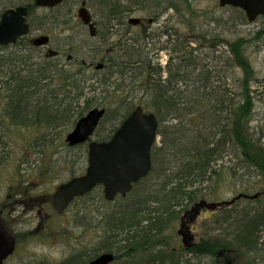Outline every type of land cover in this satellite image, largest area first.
<instances>
[{"label":"trees","instance_id":"1","mask_svg":"<svg viewBox=\"0 0 264 264\" xmlns=\"http://www.w3.org/2000/svg\"><path fill=\"white\" fill-rule=\"evenodd\" d=\"M21 1V5L29 8L27 18L31 31L36 28V31L43 30L42 34L49 35L46 33L49 23L35 27L37 8L34 1ZM190 1H109L108 12L102 16L108 25L102 28L93 19L94 35L88 30L91 38L99 40L88 49L94 52L89 65L83 60L71 68L63 67L47 53L37 62L33 57L25 56L30 51L39 50L28 38L21 39L15 46L3 48L17 49L19 56L14 55L12 63L8 64L0 60V97L3 99L0 125L6 128L8 136L24 129L32 136L36 135L30 145L42 156L48 147H69L64 140L67 131L94 108L106 109L98 131L107 135H103L105 137L98 140L100 142L109 140L138 106L147 113H154L159 122L161 144L152 150L149 176L134 185L127 197H118L114 202L105 200L100 187L84 197L97 198L105 207L114 204L111 211L100 213L101 219L97 221L102 231L98 247L90 252L80 251L53 264H86L103 253L115 255L112 264H193L188 255L213 257L221 264H227L219 253L226 254L228 259L234 258L233 254L252 256L254 264H264V208L249 211L245 208L237 210L233 205L224 207L219 216L213 217L218 225V239H203L189 250L177 248L171 242L174 235L171 229L175 223L181 222L184 213L196 203L216 199L224 181L238 186L244 181L245 174L241 172L246 169H257L258 177H264V148L260 139L253 137L250 128L255 98L249 89L252 68L245 61L244 48L252 41L237 37L227 42L226 55L216 57V53H212L213 65L225 64L221 73H216L209 64L204 65L202 60L200 64L194 55L203 48L200 42L205 37L200 38L193 30V16L197 13ZM61 7L50 11H58ZM132 7L145 11L154 22L166 17L169 11L173 12L161 32V36L170 38L166 45L158 48V52L167 50L172 55L165 68L154 62V56L158 55H150L157 45L155 37L159 39L161 36L152 34L148 27L144 36L132 35L126 30V15L132 13ZM235 10L240 13L242 23H247L245 13ZM175 17L179 24L187 26L186 34L174 26ZM261 20L264 24V18ZM122 26L125 31L120 30ZM263 36L264 28L257 33V38ZM190 39L198 45L197 49L190 47ZM211 42V50L217 52L220 46L217 42L220 41ZM70 56L68 61L80 55L73 51ZM86 67L93 68L98 77L84 80ZM236 67L245 75L238 80V86L233 83L229 87L226 79L231 80ZM90 80L96 81L88 85ZM100 88L111 98L107 105L88 97ZM4 137L0 128V147L3 148L0 163L6 158ZM261 137L264 138V134ZM76 148L86 150L83 165L79 167L84 171L87 146ZM54 156L52 152L50 166L45 172L40 170L38 178L49 177L54 171L61 172L58 160L53 161ZM226 162H230L227 167L224 166ZM75 165L70 167L72 177L75 176ZM252 188L264 197V185L255 182ZM28 189L25 188L22 194L25 195ZM242 194L251 195L249 192ZM54 215L58 216L55 212ZM0 226L11 227L5 220H0Z\"/></svg>","mask_w":264,"mask_h":264},{"label":"rangeland","instance_id":"2","mask_svg":"<svg viewBox=\"0 0 264 264\" xmlns=\"http://www.w3.org/2000/svg\"><path fill=\"white\" fill-rule=\"evenodd\" d=\"M10 1H12V3H9ZM82 1L84 0H70L66 5L55 12H51L49 9H37L35 12L37 17L35 27L44 22L49 23L46 29L47 32L45 31L51 37L49 48L54 52L60 53L53 61L60 63L63 67L66 66L67 68H71L72 65L83 60L87 61V65L92 63L94 52L88 49L91 45H96L99 41L98 39L90 37L88 29L85 28L82 20L77 16V11ZM85 1L87 2V8L95 22L99 23L102 28L103 25H108L106 23L107 21L103 20L102 17L108 12L106 8L107 3L109 1L114 2L118 0ZM190 2L197 13L193 16V30L200 38L203 36L205 37V40L201 38L202 41L200 45L203 48L199 50L200 54L194 55L200 64H202L203 61L204 65L209 64L210 67L214 68L216 73L217 71L221 73V70H225V64L224 62H220L213 65L212 53H216V57L226 55L228 50L227 42L237 37L248 38L252 41L244 48L245 61H247L252 68V74L249 75V89L252 92L251 96L255 98L254 119L250 123V128L253 137L256 140L260 139L259 142L264 148V138L261 137L264 134L262 132L264 131V36L257 38V33L264 28L263 21L260 18L252 23L249 21L247 23H242L240 13L230 7H220L219 0H191ZM21 4H23V2H20V0H0V13H2L5 8L15 7ZM131 11L132 13L126 15V23L130 18H143L145 20L150 18L145 11L140 9L132 7ZM172 15L173 12L169 11L166 16L167 18L163 17L155 21L150 28L151 33L155 36L156 34L161 36V32L166 25H168L165 20H170V16L172 17ZM174 20V26H177L180 32L186 34L187 26H185L184 23L179 24V22L176 21L178 20L177 17H175ZM127 26L128 28H126V30L131 32L132 35H145L143 32L147 26L146 23L140 28H134L130 25ZM116 28L119 31V27L116 26ZM122 29L120 28V30ZM123 31L125 30L123 29ZM42 33L43 30L36 31V28L33 29L32 34L29 36V40ZM88 37L91 40L88 39ZM168 38L170 37L163 35L158 39L156 36L154 43H157V45H155V49L151 51L150 54L152 56L158 55L154 56V62H159L164 68L166 64L170 62L172 55L167 50L158 52V48L160 45H166ZM218 40L220 42H217ZM211 41H216L220 44L217 52H213V49L211 50ZM147 42L151 44L150 40ZM189 42L191 48L194 47V49H197L198 45L192 42V39H190ZM171 45H174V42H172ZM149 46L151 47V45ZM18 51L19 50L12 48L8 50L0 48V60H4L5 64L9 62L12 63L15 57L14 55L19 56ZM73 51L79 52L80 56H73V58L68 61L69 57H71L70 55H73ZM45 54L46 49L39 48L38 51H30V53L25 54V56L33 57L39 62ZM232 72L234 73L231 80L226 79L229 87L232 86L233 83L238 86V80L243 79L245 75V72L238 67ZM164 75L166 76V73ZM95 76L98 77V74L94 69L86 67V75L83 79L89 80ZM95 81L96 80H90L88 85L93 84ZM110 90L112 91V88H110ZM88 97L95 99L98 104L102 103L103 105H107L110 101L109 99H111L108 98L109 95L103 92L101 88L98 89L96 93L89 94ZM116 99L118 98H115V100ZM2 102L3 99L0 97V108ZM0 115H2V112H0ZM0 128H2L5 135L2 141L6 143V150L4 152V157L6 158L0 163V220H5L7 224L11 225L10 229L19 237L17 250L6 264L60 263L80 251L90 252L92 249L98 247L102 231L101 227L97 225V221L101 219L99 218L101 216L100 213L111 211L110 209L114 207V204L111 205L112 207H105L97 198H84L82 201L74 202L62 216L54 215L51 205L52 195L57 186L68 181L72 177V168L70 167L75 165V161L77 162L75 165L77 166L76 172L74 173L75 176L83 173V171H80L79 167L83 165L81 162L85 160L86 150L84 148H69L65 146L59 148L58 145L56 149L55 147H48L45 149L42 156L40 151L38 153L37 149L30 145L33 138H37L36 135L34 137L30 131L24 129L16 131L14 134L8 136L6 135V128L1 125ZM70 131L71 130L67 131V134ZM103 135L107 134L98 131L94 136V140L98 141L104 139L105 136ZM160 144L161 138L158 139V145ZM2 150L3 148L0 147V151ZM52 152L55 153L53 161L58 160L57 165L61 168V172L55 173L54 171L49 174V177L42 176V178H38L41 176L40 170H44L45 172L48 169L47 166H50V155ZM228 165H230V162L224 163L225 167ZM241 173L245 174L244 181H240L243 183H239L238 186L235 187L231 181L226 180L219 187L216 199L212 200L208 198L207 201H231L239 193L245 192H249V194L253 195L256 191L252 188V184L260 182L261 185H264V177H258L259 172L257 169H246ZM27 187H29V189L26 190V194L23 195L22 192ZM233 206H236L235 208L237 210L245 208L249 211H257L260 208H264V197H260L257 200L241 199L236 201ZM218 214H221V209L212 212L206 210L186 224V226H189L191 231L190 234L194 236L192 247L199 245L203 239H208L209 237L213 240L218 239L219 233L216 231L218 225L213 220L214 216H219ZM179 230L180 222H177L171 229L172 233H174L171 242L172 245L177 248H182L181 237L178 235ZM188 256L191 258L193 264H221L213 257L196 258L190 255ZM227 257L228 256L224 254L222 258ZM233 257L234 258L229 257V259L235 264H254L252 262V256L233 254Z\"/></svg>","mask_w":264,"mask_h":264},{"label":"water","instance_id":"3","mask_svg":"<svg viewBox=\"0 0 264 264\" xmlns=\"http://www.w3.org/2000/svg\"><path fill=\"white\" fill-rule=\"evenodd\" d=\"M64 1L34 0V3L39 8H54ZM219 4L222 8L242 10L251 23L259 17H264V0H219ZM27 15L28 8L24 6L8 9L2 14L0 47L16 44L20 38L29 34ZM80 15L85 23H89V16L84 11L80 12ZM129 23L137 25L140 19H131ZM48 42V37H41L33 43L43 46ZM105 114V109H92L76 123L66 137V143L70 147L89 143L88 167L84 175L57 187L53 195V208L58 214H63L75 199L91 193L99 185L104 188V196L108 201H114L117 196L126 197L133 185L151 172V152L158 141L159 123L156 116L137 107L108 142L92 141ZM241 197L256 199L258 195H240L231 202L219 204L202 201L194 206L190 219L197 217L203 209L215 210L220 206H229ZM179 235L182 236L186 248L192 247L194 237L184 224ZM16 247L15 237L0 226V264H4L15 253ZM223 256L224 253H219V257ZM114 260V254L104 253L87 264H111ZM226 263L233 264V261L227 260Z\"/></svg>","mask_w":264,"mask_h":264},{"label":"flooded vegetation","instance_id":"4","mask_svg":"<svg viewBox=\"0 0 264 264\" xmlns=\"http://www.w3.org/2000/svg\"><path fill=\"white\" fill-rule=\"evenodd\" d=\"M81 6H86L85 5V2H82V5ZM167 18V17H166ZM166 22L168 21L167 19L165 20ZM94 23V22H93ZM147 24V26L146 27H148V28H151L152 26H153V24H154V20L153 19H151V18H149V19H147V20H145V19H143V18H141V22L137 25V26H134L135 28H140L142 25H144V24ZM88 27H89V29H90V25H87ZM124 29V26H122L121 27V29ZM122 29V30H123ZM46 47L47 46H45V47H43L44 49H46ZM46 53L50 56V57H52V58H57L59 55H60V53L59 52H57V54H54V52H52L51 50H49L48 48L46 49ZM184 223H186V218H184L183 220H182Z\"/></svg>","mask_w":264,"mask_h":264}]
</instances>
